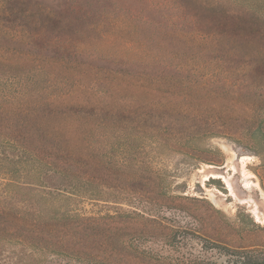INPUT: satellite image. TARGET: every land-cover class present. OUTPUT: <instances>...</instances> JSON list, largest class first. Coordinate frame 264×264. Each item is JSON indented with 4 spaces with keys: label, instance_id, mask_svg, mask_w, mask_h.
Segmentation results:
<instances>
[{
    "label": "rangeland",
    "instance_id": "374dc122",
    "mask_svg": "<svg viewBox=\"0 0 264 264\" xmlns=\"http://www.w3.org/2000/svg\"><path fill=\"white\" fill-rule=\"evenodd\" d=\"M202 1L216 10L202 9ZM6 2L14 12L6 17L8 24L21 22L22 12L33 10L35 23L30 22V28L41 32L37 46L49 53L54 49L49 41L80 39L86 31L79 18L112 10L113 3L132 8L163 33L176 28L216 32L224 39L214 40L218 44L213 50L197 53L202 71L221 70L217 80L231 75V96H264L263 63L246 71L243 57H227L235 48L240 55L247 49L264 50L262 13L231 0ZM22 80L0 70V264H264V153L258 155L245 145L248 141L241 134L245 122L193 115L162 121L166 114L150 108L126 112L121 114L124 122L165 126L180 135V149L151 136L148 129L142 136L125 131L116 157L128 159L135 168L99 171L95 184L78 187L81 192H96L93 199L76 190L75 194L49 187L33 190L27 184L33 182L28 170L19 163L26 159H14L18 153L9 145L11 138L22 140L27 134L7 112L10 103L23 96ZM213 88L227 91L223 81ZM193 134L208 135L192 141ZM15 170L19 186L12 187ZM21 216L17 223L12 219ZM33 223H38L36 228L29 226Z\"/></svg>",
    "mask_w": 264,
    "mask_h": 264
},
{
    "label": "trees",
    "instance_id": "16d2710c",
    "mask_svg": "<svg viewBox=\"0 0 264 264\" xmlns=\"http://www.w3.org/2000/svg\"><path fill=\"white\" fill-rule=\"evenodd\" d=\"M231 1L262 13L264 20V0ZM111 6L112 10L79 18L86 33L80 39L69 36L64 41L57 38L49 41L48 46L54 47L53 53H49L37 46L41 32L34 33L30 28V22L35 23L33 10L22 12L21 22L8 24L6 17L14 12L6 0H0V70L23 78V96L11 102L7 112L13 123H22L27 130L24 139L11 138L9 145L18 153L13 154L14 159H26L19 163L32 178L33 182L27 183L29 188L49 187L52 191L71 194L76 190L77 195L85 194L93 199L96 192H81L78 187L95 184L99 171L123 173L128 167L135 168L126 162L128 159L116 157L125 131L135 130L137 136H142L145 130H151V136L164 138L170 147L179 150L180 135L169 132L167 127H148L141 121L121 119L123 113H141L147 108L151 112L163 111L166 116L162 121L180 115L238 119L246 123L245 133L241 132L248 141L245 145L263 155L264 96L247 99L231 96L228 92L231 75L217 80L221 70L204 73L200 67L197 53L213 50L218 44L213 41L224 39L221 35L177 28L163 33L153 21L133 13L132 8L125 9L117 3ZM201 7L216 10L204 1ZM37 10L44 14L43 9ZM235 51L227 57L231 60L243 57L246 71H251L258 62L264 66L261 48L247 49L241 55L237 48ZM222 81L227 91L217 92L213 86ZM149 118L153 122L157 119ZM204 135L189 137L195 141ZM128 153L134 152L128 150ZM16 171L11 179L12 187L19 186ZM43 180L51 186H45ZM12 219L17 223L22 216Z\"/></svg>",
    "mask_w": 264,
    "mask_h": 264
}]
</instances>
